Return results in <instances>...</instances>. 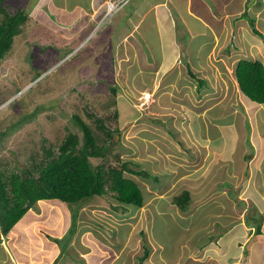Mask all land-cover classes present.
Returning <instances> with one entry per match:
<instances>
[{
  "label": "rangeland",
  "instance_id": "obj_1",
  "mask_svg": "<svg viewBox=\"0 0 264 264\" xmlns=\"http://www.w3.org/2000/svg\"><path fill=\"white\" fill-rule=\"evenodd\" d=\"M37 1L5 0L4 2L11 11L23 8L28 12L32 10L34 15L29 18L23 31L16 37L12 52L7 53V57L0 63V95L3 92L6 96L10 95V99L0 106V172L17 171L20 165L28 164L31 160L34 140L35 146L37 143L40 144L41 136L49 137V140H59L69 131L68 126L75 125L77 128L74 114H79L90 122L87 113L93 110L99 113H111L117 107L120 130L114 134V143L108 151L110 157L114 159L115 153L119 152L122 159L134 160L140 163V168L150 172L155 170L157 174L152 173V178L139 177L146 198L141 208L125 205L131 210L124 213L121 212L120 204L118 205L116 201L96 195L90 198L89 203L76 207L78 216H71L68 204L54 199L39 200L6 236H3L0 227V238L3 237L2 241L17 248L18 254L29 260L40 258L43 254L41 245H44L47 248L45 253L55 255L62 264H80V259H83L81 257L87 258L88 255L89 258L97 260L92 264H99L100 259H102L101 264H106V259L102 255L106 256V250L114 243H117L115 248L118 251L122 249L121 243L127 242V235L130 232L128 229L133 220L132 224L138 230L135 237L139 239L138 244L136 243L134 248L131 247L133 251L143 255L145 245L147 244L152 251V243H154L156 252L164 249V258L173 259L177 256L181 258V261L171 262L172 264H186L183 261L185 254L191 251L186 241H190L193 251L198 249L194 247L200 246V251L194 252L195 258L198 261L206 259L204 263H207L214 249L207 240L208 235L204 233L206 230L189 229L187 214L184 218L179 216L175 205L170 209L164 207V212L153 213V219L150 217L149 219L147 213V210L151 209L150 204H147V192L151 184H155L154 181L164 185V188L169 185L170 190L173 191L185 178L180 177L172 184L169 180L173 175L172 171L176 172L179 169L180 173L181 169H191L202 162H196L195 159L191 161L190 157L181 158V154L186 155L181 150L185 148L184 145L177 150L179 152L177 154L166 148V152H172V160L166 162L168 153L164 154L161 147L157 154L150 139L155 136L158 138L155 140L167 142L168 147H172L177 140L183 139L180 136L182 133L188 134L193 130L195 122L189 124L185 121L188 117L186 111L185 115H178L182 106L177 102L184 95L186 98L196 96L199 99L196 105L199 112L220 113L222 117L215 122L219 126L225 122L224 124L233 123V128L243 130L242 133L248 129L246 124L243 125L245 116L243 101L247 98L239 87L235 70L240 58L264 60V0H191V4L188 5L189 10L198 13L190 17L187 11L186 24H182L184 28L178 27L179 42L182 44L180 48L184 47L183 53L179 54L183 57L182 66L172 62L164 73H159L160 70L153 73L154 70H151L152 66L157 67L156 63L160 64L164 56L161 53L157 31L148 25L152 23L149 16L145 26L140 30L143 31L145 28L147 32L139 31L135 34L138 41L142 42L141 35L145 33L144 38L149 43L145 50L141 45L139 50L135 49V52L134 49L131 52L124 51L126 44L123 43L128 42L127 36L120 34V28L117 29L115 26L116 22H119L118 27L122 24L127 30L130 29L132 21L136 19L134 14L130 13L140 12V9L146 6L144 5L146 0H132L110 21L104 22L101 29L91 34L89 37H92L91 39L83 38L78 34L87 30L86 23L80 24L77 36L72 35L75 34L77 26L72 23L75 21L74 12L61 11L57 7L56 13L50 15L51 11L43 7V11L36 15L34 11ZM60 1L63 0H57ZM65 1L72 3V0ZM137 2L138 6L134 8ZM58 4L61 8L64 7L61 3ZM94 12L97 11L94 10L91 14L95 15ZM226 12L230 16V18L226 17L228 24L226 18L221 16ZM251 18L255 20V26L263 37L252 32ZM62 19L64 23L61 26L50 24V20L58 23V20ZM226 25L233 28L230 40H227ZM107 30L110 31L111 40L108 39ZM122 30L125 32L124 29ZM216 30L218 36L224 33V37L220 38L222 44L212 46L213 36H217ZM99 31L100 33L96 35ZM132 40L129 43L138 47L134 39ZM80 41L82 42L72 53L61 61L57 60V56L64 54ZM201 42L203 44L199 48ZM132 45L129 47L131 48ZM187 53L190 56H186ZM167 64L165 62V65ZM107 72L109 75H103ZM192 72L197 78L206 79L207 84L199 86ZM195 83L198 88H195ZM177 85L185 89L184 93ZM113 86H118L115 99L113 91L109 89ZM173 98L176 102L170 103ZM214 106L219 108L211 109ZM257 113L259 127L263 128L261 118L264 119V110L261 109ZM231 114L235 118H232ZM27 118L30 121H27ZM230 119H234L233 122ZM196 123L202 128L208 123L209 130L216 134V127L212 123L200 119ZM110 125L114 127L115 123L111 122ZM170 137L174 139L172 143L168 142ZM191 140L188 137L187 143ZM99 160L97 159L96 162ZM162 166L168 168L167 171L171 173L169 176H166L168 173ZM214 190H217V187H214ZM200 194L194 193L198 196ZM165 195L168 196V192ZM241 202L239 200L235 203L236 213L237 209L244 208ZM163 203L166 205L167 201ZM232 203L222 202V205L232 209ZM41 213L45 220L42 229L39 228L38 231L35 219L39 218ZM182 215L184 216L183 213ZM195 216H198L197 212ZM29 217L32 223L28 222ZM72 219L75 220L73 234L70 233L72 231L69 233L68 230L66 231L69 224L70 227L72 226ZM148 220L150 222L147 227L144 223ZM254 223L256 229L258 221L250 219V224ZM206 224L203 222L202 226ZM103 232L109 237L104 241V245H100L98 243L104 238ZM113 236L116 238L113 239ZM259 238L264 242V235ZM2 241L0 239V245ZM161 244L164 248L160 247ZM88 246L89 252L81 253L82 249L84 252L88 251ZM202 246L205 247L201 248ZM242 246H238L239 250L230 256L231 261H235L234 264H260L259 260L251 261L252 256L258 253V249L253 245L249 250V244ZM139 254H137L138 259ZM125 256L122 255L121 260ZM133 260L136 264H140L136 259ZM145 262L148 263V258ZM150 262L162 264L154 257Z\"/></svg>",
  "mask_w": 264,
  "mask_h": 264
},
{
  "label": "crops",
  "instance_id": "obj_2",
  "mask_svg": "<svg viewBox=\"0 0 264 264\" xmlns=\"http://www.w3.org/2000/svg\"><path fill=\"white\" fill-rule=\"evenodd\" d=\"M190 1L191 0H146L144 3L146 6L141 8L140 12L134 13L133 11L130 13L134 14L136 18L132 21V26L130 29L127 30L124 26H122V24L120 27H118L119 22H116L115 26L117 29L120 28V34H125V36H127L128 42L123 43L126 44L124 51L131 52L134 49L135 52V49L137 48L139 50L141 45H143L142 49L145 50L146 45H149V43H147L144 38V36H146L145 33L141 35L142 42H139L135 37V34L145 26V21L149 16L152 23H148V25L157 31L158 42L161 43V53L164 57H162L160 64L156 63L155 66L157 67L152 66L153 69L151 67L147 68H151L152 71L154 70L153 73H155L157 70H160L159 73H164L167 66L172 62L177 66H182L183 57L180 55L183 53L184 47L182 46V48H180V45L182 44L179 42L180 38L178 37V27L184 28L183 25L186 24L187 19L185 13L187 11L189 12L190 17H194L193 14L198 13L196 11H191V9L189 10L188 5L191 4ZM69 2H71V0H69ZM58 3H61L65 8H61V5ZM104 3V0H72V3H67L65 0L60 2H57V0H38L34 13L36 12V15H38L40 11H43V7L46 10L49 9L51 11L50 15H54L56 13L57 7L58 9H61V11H72L75 15L73 16V20L75 21L72 23L73 25H77L74 31L75 34L72 35L77 36L79 34L82 35L83 38H89L93 25V17L101 11L102 7H104ZM137 6L138 2L135 4L134 8ZM94 10L97 12H94L95 15H92L91 13ZM31 11L29 12L30 17L34 15L33 11ZM81 14L83 15L81 16ZM221 16L224 17V19L226 17L230 18L227 12ZM227 18L225 20L228 24L229 22ZM63 23L64 19L58 20V23L50 20L51 25L57 24L61 26ZM84 23L87 25V30L85 32L82 31L81 33H78L80 24ZM122 29H124L126 33ZM232 31V27H226L225 32L227 34V40L231 39L230 36ZM109 32L110 31L107 30L106 33H108V39L111 40ZM140 32L147 31L144 28L143 31ZM252 32L258 35L253 30ZM99 33L100 31L96 35ZM221 36L224 37V33L218 36L217 31V36H213L214 42L212 46L214 44H222L220 40ZM132 39H134L138 47L129 43L133 41ZM191 40H193V38ZM82 41L78 42L77 45H79ZM202 44L203 42H201L198 47L200 48ZM130 45H132L131 48L129 47ZM186 56L190 55L187 53ZM186 58L189 60L188 57ZM261 60L264 62L263 59ZM165 62L168 64L165 65ZM101 65L103 66L102 63ZM187 70L188 67L186 71ZM194 71L197 72L196 70ZM194 86L195 88H198L196 83ZM177 87L184 93L185 89L181 88L179 85H177ZM246 98L247 99L243 101L245 105L243 125L246 124L248 129L244 133L241 132L243 130L234 129L232 126L233 123L224 124V122L219 126L215 122L219 121V119L222 117L220 113L212 112L209 114H203L199 112V109L196 108L199 99L196 96L193 98H186V95H184V97L177 102V104L182 106L181 110L179 109L178 115H185L184 112L186 111V116L188 117H186L185 121H187L189 124H194L193 122H195L193 130H190L191 132H188V134H185L184 132L180 135L183 139L177 140L176 142V144L180 146H177L174 143L172 147H168L167 142L163 143L164 141L155 140V138L158 139L155 136H153L152 140L150 139L155 152L158 150L160 151V148L162 147L164 154L168 153V160H165L164 157L166 162H170V160H172V152H166V148L173 150V153L177 154L179 153L177 150L180 149L181 145L185 146V148L181 150L186 153V155L181 154V158L190 157L192 158L191 161L195 159L196 162H202L199 166L193 167L191 169L183 168L180 170V173L179 169L176 172L173 170V175H171L169 178L172 184H174V181L177 179H180V177L185 178L182 183L179 184L178 187L173 191L170 190L171 187H169V185H166V188H164V185L160 186L153 183L147 192V204H150L149 207L152 209L147 210V213L149 214L148 218L150 217L153 219V213L164 212L165 208L170 209L175 205L176 213L179 216L184 218L187 214L190 225H188V227H190V230H206L204 233L208 235L207 240L210 242L212 249H214V251L211 252L212 255H210L211 257L208 260L209 263H204L206 259L198 261L195 258L194 252L200 251V246L197 245V247H194V249H198L193 251V247H191L192 243L190 241H186V244H188L191 249L190 252L187 251L185 254V259L183 261L186 262V264H192L195 262L198 264H234L235 261H231L230 256H233L235 251L239 250L238 246H244V244H249V250L252 249L253 245L255 246V249H258V253L252 256L251 261L259 260L260 264H264V242H262V240L259 238V236L264 235V229H262L261 233L256 234L254 232L255 223L252 225L250 224V219L257 220L260 219L262 215H264V126L263 128H260V122H258V119L256 118L258 114L257 112L261 109L264 110V103H255L248 97ZM171 102H176V100L173 98V101H170V103ZM214 108L219 107L214 106L211 109ZM230 116L235 118L233 114ZM199 119L212 123L216 127V134H213L209 130L208 123H206L203 128L197 124L196 121ZM233 120L234 119L231 121L233 122ZM261 122H263L264 125L263 118H261ZM162 137L167 138L164 135H162ZM188 137L192 139L190 143H187ZM172 140L174 141V139L171 138L168 142L172 143ZM162 167L164 171L168 173L166 176H169L171 173L167 171L168 168L166 166ZM151 173L157 174V171L153 170ZM214 187H217V190H214ZM184 189L189 190L191 193V204L186 210H182L178 204L174 203L173 201V197ZM169 190L171 193H169ZM167 192L168 196L165 195ZM197 192L201 193L200 196L194 195V193ZM239 200H241V203L244 204V208L237 209L238 212L236 213L235 203ZM164 201H167L166 205L163 203ZM87 202L89 203V201ZM222 202H233V208L228 209L224 207ZM85 204L87 203L85 202L84 205ZM32 208L34 207H31L29 210ZM195 212H197L198 216H195ZM42 215L43 214L41 213L39 218L35 219L38 231L39 228L42 227V224L45 220V217ZM28 222L32 223L30 217L28 218ZM149 222L150 220L146 221L144 223L145 226H147V224L149 225ZM203 222L207 224L202 226ZM132 223H134L133 220ZM132 223L131 227L129 226L128 229L130 232L127 235V242L121 243L120 248L122 249L118 251L115 248L117 243H114L110 249L106 250V256L102 255V257L106 259V264H136L133 259L139 261L137 257V254L139 253L131 249V247L134 248L139 242L138 237H135L138 233V230ZM69 228L70 224L67 226L66 231L69 230ZM99 231L102 232V230ZM145 232L148 233L146 229ZM104 233L105 232H103V234ZM255 235L257 236L255 237ZM108 237L109 235L106 236L104 234V238H101L98 244L104 245V241H106ZM115 238L116 237L113 236V239ZM152 246L153 249L150 251L148 264H152L150 261L153 257L162 264H172L171 262L181 261V258L178 256L173 259L164 258V249L160 252H156L154 243H152ZM160 247L164 248L162 244ZM203 247L205 246H202L201 248ZM41 249L43 254H41L40 258L29 260L27 258H23L22 254L19 255L17 248L9 246L7 242L2 241V244L0 245V264H62L59 258H56L55 255H49L48 253H45L47 248H45L44 245H41ZM130 250L132 251L130 252ZM122 251L123 253L121 254ZM88 252L89 246L88 251L84 252L83 249L81 250V253L83 254ZM122 255H126L123 260H121ZM81 258L83 259H80V264H92L93 262L97 261L95 258H89V255L87 258ZM101 261L102 259L99 260V264H101ZM107 261L109 262L107 263Z\"/></svg>",
  "mask_w": 264,
  "mask_h": 264
},
{
  "label": "trees",
  "instance_id": "obj_3",
  "mask_svg": "<svg viewBox=\"0 0 264 264\" xmlns=\"http://www.w3.org/2000/svg\"><path fill=\"white\" fill-rule=\"evenodd\" d=\"M4 2L5 0H0V63L7 57V53L12 52L16 37L30 18L28 11L23 8L11 11ZM105 11L104 3L101 11L93 17L92 27L98 24ZM250 24L252 30L263 37L253 18ZM77 44L57 56V60L61 61L72 53ZM235 73L243 94L255 103H264V62L259 58H240ZM192 74L199 86L207 84L206 79L197 78L193 72ZM103 75L109 74L107 72ZM109 89L113 91L115 99L118 86ZM8 99L10 95L6 96L3 92L0 95V106ZM87 116L90 122L81 115L74 114L77 128L75 125L68 126L69 131L59 140L41 136L37 146L34 140L28 164L20 165L17 171L0 172V227L3 236L39 200L54 199L66 203L71 216H78L76 207L96 195L116 201L124 213L131 210L125 205L136 208L144 206L146 198L139 177L152 178L153 174L140 168V163L134 160L122 159L119 152L115 153L114 159L108 152L114 143V134L120 130L117 107L111 113L93 110ZM27 121L30 119L27 118ZM108 121L114 122L115 126L112 127ZM95 159L100 160L96 162ZM154 182L162 186L159 182ZM173 201L182 210L188 209L191 204L190 191L184 189L173 197ZM114 207L117 208L116 205ZM257 221L256 234L262 232L264 215ZM74 228L75 220L72 219L68 233L72 231L70 233L73 234ZM0 239L2 241L3 237ZM145 249L144 254L139 257L140 264H148L145 260L150 255V247L146 244Z\"/></svg>",
  "mask_w": 264,
  "mask_h": 264
},
{
  "label": "built area",
  "instance_id": "obj_4",
  "mask_svg": "<svg viewBox=\"0 0 264 264\" xmlns=\"http://www.w3.org/2000/svg\"><path fill=\"white\" fill-rule=\"evenodd\" d=\"M130 0H106L105 6L106 11L99 20L96 29L104 25L105 21H110V19L119 11H121L126 5H128Z\"/></svg>",
  "mask_w": 264,
  "mask_h": 264
},
{
  "label": "clouds",
  "instance_id": "obj_5",
  "mask_svg": "<svg viewBox=\"0 0 264 264\" xmlns=\"http://www.w3.org/2000/svg\"><path fill=\"white\" fill-rule=\"evenodd\" d=\"M96 26H97V25H95V26H93V27L91 28L90 35H91V34H94L98 29H100V28L102 27V26H101L100 28L96 29V28H95ZM89 37H90V36H89Z\"/></svg>",
  "mask_w": 264,
  "mask_h": 264
},
{
  "label": "bare ground",
  "instance_id": "obj_6",
  "mask_svg": "<svg viewBox=\"0 0 264 264\" xmlns=\"http://www.w3.org/2000/svg\"><path fill=\"white\" fill-rule=\"evenodd\" d=\"M131 1H132V0H130V2H131ZM130 2H129V3H130ZM105 22H106V21H105ZM100 29H101V28H100ZM77 47H78V45H77L74 49H76ZM145 250H146V249H145ZM146 252H147V251H146Z\"/></svg>",
  "mask_w": 264,
  "mask_h": 264
}]
</instances>
